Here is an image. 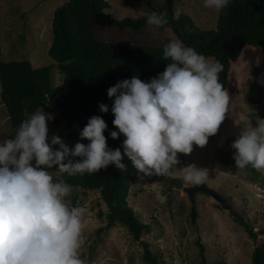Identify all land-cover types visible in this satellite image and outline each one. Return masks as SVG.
Wrapping results in <instances>:
<instances>
[{"label":"clouds","instance_id":"1","mask_svg":"<svg viewBox=\"0 0 264 264\" xmlns=\"http://www.w3.org/2000/svg\"><path fill=\"white\" fill-rule=\"evenodd\" d=\"M228 5L229 0H203L205 8L217 12ZM145 15L155 28L168 23L165 14ZM163 59L171 62L150 82L133 77L108 90L115 98L111 111L118 129L110 135H123V153L107 147V125L98 116L80 133L87 145L78 142L70 149L57 135L49 143V116L39 108L12 139L0 141V264H85L86 210L70 206L66 198L72 186L55 180L50 169L69 176L98 173L109 165L126 171V157L141 179L166 176L193 185L208 179L207 169H178V157L191 154L194 145L205 147L225 120L231 98L220 82L223 65L178 38L165 44ZM99 107L108 112L106 105ZM231 148L237 168L264 170V119L257 116L255 126L243 125Z\"/></svg>","mask_w":264,"mask_h":264},{"label":"rangeland","instance_id":"2","mask_svg":"<svg viewBox=\"0 0 264 264\" xmlns=\"http://www.w3.org/2000/svg\"><path fill=\"white\" fill-rule=\"evenodd\" d=\"M69 0H0V45L2 60L30 61L34 68L52 67V80L55 89L65 85L63 75L49 56L52 44V22L57 8ZM107 10L114 18H137L150 10L148 3L157 9L163 0H107ZM176 16L189 15L202 30L216 28L219 12L205 8L203 0H176ZM93 33L106 42L146 44L165 46L177 38L169 29L148 27L142 31L119 30L103 24L92 27ZM263 58L261 48L246 47L237 62L232 65L229 76L228 93L231 98L228 113L218 133L209 138L205 147L193 146L185 161L177 168L195 165L208 170L204 184L217 191L228 204L225 209L213 197L196 193L197 220L191 217V201L185 192L186 187L195 185L182 180L180 188L164 184L150 183L139 176H133L129 205L140 220L151 226V233L141 241L133 240L127 228L116 225L105 234L93 260H89L90 245L96 239V230L104 223L99 213H107V207L98 191H85L72 188L66 198L70 206H82L86 210L85 244L81 257L85 264H154L144 258L145 245H148L156 264H202L198 242L204 247V264H252L255 248L264 243V170L255 173L250 166L239 169L233 159L231 144L238 137L241 127L249 122L255 126L260 116L251 102V79L254 68ZM259 82L264 86V72ZM49 135H54L55 115H48ZM16 131L1 100L0 82V141L12 139ZM63 142L69 147L67 129L61 128ZM53 177L60 174L49 170ZM238 221L247 223L258 233L252 240Z\"/></svg>","mask_w":264,"mask_h":264},{"label":"trees","instance_id":"3","mask_svg":"<svg viewBox=\"0 0 264 264\" xmlns=\"http://www.w3.org/2000/svg\"><path fill=\"white\" fill-rule=\"evenodd\" d=\"M175 2L163 0L158 9L148 3V13L165 14L168 21L156 29L169 28L186 46L194 48L206 58L220 61L223 65L220 82L225 89H228L232 65L238 61L244 49H262L263 58L259 66L254 68L250 95L256 113L264 119V86L259 82L260 74L264 72V0H229V5L219 11L216 28L211 30L200 29L186 13L176 16ZM110 7L107 0H69L55 10L53 40L48 53L66 82L58 89L53 85L52 67L34 68L30 61L25 60L4 62L0 45L1 100L16 132L27 116L38 108L43 109L46 114L55 115L54 135L63 140L61 128L63 126L67 129L68 138L72 142L69 148L73 149L78 142L85 145L89 143L81 139L80 133L92 117L98 116L107 125L104 132L107 147L110 150L119 148L123 153V135L117 139H112L110 135L118 129L113 125L111 109L115 98L108 97L109 88L133 77L150 82L163 73L171 61L163 59L164 46L100 40L92 31V27L98 23L112 29L135 32L148 27L155 28L147 24L146 15L116 19L107 12ZM101 104L108 107L107 113L100 110ZM58 148V145L54 146V149ZM178 158L179 164L185 161L183 154ZM67 159L75 162L80 158L69 156ZM123 163L128 166L126 171L109 165L98 173L75 176L59 173L54 178L57 181L63 179L72 188L98 191L107 207V213H99V219L104 225L96 230V239L90 245V262L102 242L101 236L116 225L127 228L136 242L151 233V226L140 220L128 202L133 176L141 177V174L136 172L126 157ZM250 168L257 173L258 170ZM143 179L170 188L182 186V179L179 178L152 175ZM238 222L244 226L252 240L257 239L258 233L254 229L243 221ZM198 245L204 264L205 250L200 242ZM144 258L147 263H157L148 245H145ZM252 264H264V243L255 248Z\"/></svg>","mask_w":264,"mask_h":264},{"label":"water","instance_id":"4","mask_svg":"<svg viewBox=\"0 0 264 264\" xmlns=\"http://www.w3.org/2000/svg\"><path fill=\"white\" fill-rule=\"evenodd\" d=\"M185 192L187 193L190 201H191V217L193 219V222H196L197 220V211H196V199L195 195L196 193H205L211 197H213L220 205H222L225 209H228V204L226 203L225 199L214 189L208 188L204 183L195 185L193 187H186ZM258 233L260 235H264V229L259 230Z\"/></svg>","mask_w":264,"mask_h":264},{"label":"crops","instance_id":"5","mask_svg":"<svg viewBox=\"0 0 264 264\" xmlns=\"http://www.w3.org/2000/svg\"><path fill=\"white\" fill-rule=\"evenodd\" d=\"M5 106V105H4ZM6 108V107H5ZM9 115V114H8Z\"/></svg>","mask_w":264,"mask_h":264}]
</instances>
